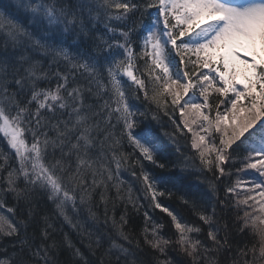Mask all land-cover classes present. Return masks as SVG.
<instances>
[{
    "label": "snow or ice",
    "instance_id": "6c2138e0",
    "mask_svg": "<svg viewBox=\"0 0 264 264\" xmlns=\"http://www.w3.org/2000/svg\"><path fill=\"white\" fill-rule=\"evenodd\" d=\"M12 8L7 16L0 12V142L10 154L0 148V171L7 170V187L0 191L27 204L28 215L16 220L14 209H8L9 215L0 213V237L17 241L12 255L0 257V264H60L64 250L70 253L69 264H146L141 239L165 257L148 264H173L167 257L169 247L189 258V264H219L210 253L222 250L232 253V264H264V226L257 224L264 225V55L257 52L259 46L264 53V0H14ZM76 41L87 42V48L81 50ZM138 60L144 61V71L137 68ZM124 76L135 86V99L143 92L165 115L179 110L180 122L173 120V132L164 136L176 143L178 135H192L190 147L196 155L177 161L182 171L206 170L216 179L230 175L225 165L233 146L246 147L239 163L244 171L254 170L259 182L238 179L226 188V197H236L232 207L237 209L239 231L251 228L256 238L251 246L233 249L227 232L219 236L220 229L211 223L215 206L212 215L204 209L197 213L208 226L212 247L194 239L202 229L183 223L158 201L154 181L142 165L152 203L171 218L175 239L161 235L162 225L149 226L147 212L140 238L126 232L124 214L116 220L115 200L125 197L122 182L115 181L122 164L129 162V154L120 151L121 141L126 138L134 152L138 150L133 165L142 158L166 167L157 159L162 137L148 127L135 131L137 112L126 94ZM53 80L55 87L50 86ZM45 82L49 86L41 87ZM118 125L119 137L114 131ZM245 183L249 186L241 190ZM209 187L216 194V184L210 182ZM111 188L116 189L115 200L108 195ZM98 190L103 224L111 220L114 234L105 238L87 231V254L67 234L57 241L47 215L42 218L41 242L27 235L37 194L55 205L58 217L83 229L88 219H99L93 211ZM191 203L196 209L199 201ZM132 207L137 208L135 202ZM82 213L83 223H73Z\"/></svg>",
    "mask_w": 264,
    "mask_h": 264
},
{
    "label": "trees",
    "instance_id": "16d2710c",
    "mask_svg": "<svg viewBox=\"0 0 264 264\" xmlns=\"http://www.w3.org/2000/svg\"><path fill=\"white\" fill-rule=\"evenodd\" d=\"M13 2L14 0H0V9L6 13L14 12L15 10L12 8ZM133 19H138V14L136 17H133ZM24 23L27 24V20H25ZM81 44L83 49L87 48V42ZM136 64L140 71H144L143 60H138ZM45 67H47V64H45ZM79 79L80 82H83V78ZM55 83V80H53L50 86L55 87ZM46 86H49L47 82L41 84V87ZM134 88L135 87L133 86H129L128 97L135 105L134 111L137 112L136 119L138 122V127L135 130L139 132L142 129L148 127L151 128L154 133H158L162 137L160 141L161 150L157 154V159L159 163L166 164V167H154V172H150L149 174L154 183H157L158 178L160 177L164 179L165 184L162 191L163 195L158 197V201L164 207H168L170 211H173L179 218H181L183 223L200 227L202 231L198 235L194 233L193 238L206 241L209 248L212 247V244L207 240L208 226L200 221L197 213L199 210L204 209L209 215H212L213 206H215V215H212L211 223L215 226V228L220 229L219 236L223 237L225 232H227L229 235V244L233 249H235L237 245L243 247L245 243L251 246L256 238L253 236L251 228L246 229L244 232L239 231L240 226L237 223V209L232 207L236 197H226V188L228 187L227 184L231 179L238 178L244 171L242 164L239 163V161L247 154L246 147L244 145H240L239 147L235 145L233 146L235 151L231 152L232 159L225 165L226 172L231 173L230 175H225L219 177V179H216L212 173L207 172L206 170L202 174L196 172L195 169L192 170V174H189L188 171H182L181 166L177 164V161L182 160L184 156L192 157L196 155L194 150H192L190 147L191 134L189 133L186 136L178 135L176 143H173V141L169 139L168 136H164L165 132H173V120H175L177 123L180 122L179 110L177 109L173 114L170 109L169 115H165L162 110L157 109L155 104L144 99L143 92L138 94L139 99H135ZM93 99L94 97L86 100V104L92 103ZM104 99H108V97L105 96ZM98 103L103 104V100L98 101ZM140 113H143L144 115L141 116L139 115ZM154 114L158 116V119H153ZM112 123H116L114 119H112ZM115 129L120 130V126L118 125ZM178 145L180 148L179 153L177 152ZM0 148H3L5 155L10 156L9 150L5 145H3L2 142H0ZM126 152L129 151H125V153ZM181 153L183 155H181ZM131 158L132 157H129V162L127 164H122L121 166L123 179H121L119 182H122L121 189L125 200H115V188L109 189L108 193V195H110L113 200H115L116 220L119 221L121 214H124L125 219L127 220V224L125 226L126 232L132 236L140 238L141 230L146 226V218L143 215V210L146 208L150 211V215H148L150 218L147 222L148 225L150 226L153 222L158 225H162L163 227L160 230L161 235H163L166 239H175V228L172 225L171 218L167 215V213H164L161 209L157 208L151 210L152 205L146 204L149 202L148 200H151V194L146 189L143 179L139 178V176H142L140 175L141 166L139 164L132 165V162L130 161ZM8 162L13 167L16 166L14 159L9 158ZM0 163H3V157H0ZM196 165L199 167L198 158L196 159ZM238 169L241 170L239 176L236 175ZM133 171L136 172V176L132 175ZM6 176L7 170L0 171V189L7 187ZM216 176H219V173H216ZM210 182L216 184V194H213L211 188L209 187ZM20 187H23L22 183L20 184ZM169 193H171V195H169ZM128 197H131V202L127 199ZM182 197L184 199H182ZM185 199H187L189 203L186 204L184 202ZM193 200L199 201L198 207L196 209H193L191 203ZM220 200H224L225 203L221 205L219 203ZM0 201L4 202V207L0 209V213L9 215L8 209H14V218L16 220H21L27 217L28 205L23 201L18 202L11 192L0 191ZM132 202L136 203L137 208L132 207ZM93 203L96 205V207L93 208V211L99 217L98 221L93 222L91 219H88L87 223L85 224L89 225V228H87L84 224L83 229H74L70 224L65 222L62 217H58L56 215L54 204L48 201L44 196L37 194L33 200V208L36 215L35 218L30 222L27 235L30 238H33L36 243H40V231L43 227L42 218L47 215L51 218L50 222L55 225L56 232L54 233V238L57 241L62 240L64 235L67 234L68 238L71 239L75 246L79 247L87 254V245L89 243L87 231L90 230L94 233L98 232L100 234H104L105 238H107L109 233L114 234V228L112 226L111 220H109L107 225L103 224L105 219L104 205L100 203L99 190L95 195ZM140 203H144L145 205L139 206ZM126 204L127 209L125 208ZM108 208L109 216L111 217V201L108 204ZM69 215L71 216L72 213L69 212ZM140 215H142L144 218ZM85 216L86 214L82 213L80 217H74L73 223H75L77 219L83 222ZM74 219L76 220L74 221ZM261 219H264V217H261ZM225 224H227V229L224 227ZM257 224L258 226H264L259 225V221H257ZM81 231L84 232L83 236L79 234ZM14 243H17L15 237H0V257H3L5 254L11 256L13 252L12 246ZM141 246L143 248L142 257L146 264H148L149 261H154L155 259H165V257L159 256L158 253H153L151 249L144 246L142 239ZM104 247H107V243H105ZM101 251H103V249H101ZM210 256L218 261L219 264H232V253H226L222 250L219 253H210ZM167 257L173 261V264H189V258L180 253L178 249L169 247L167 249ZM91 258L95 259V257ZM59 261L60 264H69L70 253L68 250H64L60 254Z\"/></svg>",
    "mask_w": 264,
    "mask_h": 264
},
{
    "label": "rangeland",
    "instance_id": "374dc122",
    "mask_svg": "<svg viewBox=\"0 0 264 264\" xmlns=\"http://www.w3.org/2000/svg\"><path fill=\"white\" fill-rule=\"evenodd\" d=\"M154 13H155V11H154ZM153 13V14H154ZM81 48V50H84L83 48H82V46L80 47ZM257 52L260 54V55H264V53H261L260 52V49H259V46L257 47ZM123 80L124 81H127V83L125 84V88H126V94H127V96H128V88H129V86H133V87H135L133 84H132V82L130 81V80H128V78L126 77V76H124L123 77ZM113 107H115V105H113ZM134 110V109H133ZM250 179H257L256 178V173H255V171L254 170H252V171H250ZM119 176H121V174H119ZM257 182H259V180L257 181ZM249 185H247L246 183L245 184H242V187L243 188H245V187H248Z\"/></svg>",
    "mask_w": 264,
    "mask_h": 264
},
{
    "label": "bare ground",
    "instance_id": "6f19581e",
    "mask_svg": "<svg viewBox=\"0 0 264 264\" xmlns=\"http://www.w3.org/2000/svg\"><path fill=\"white\" fill-rule=\"evenodd\" d=\"M195 127V126H194ZM117 135V134H116ZM118 136V135H117ZM191 136V139H192V135H190ZM123 146V144L121 143V146L120 147H122ZM121 151V150H120ZM121 152H123V153H125L124 151H121ZM125 154H127V153H125ZM139 156V155H138ZM129 157H131L130 155H129ZM131 162L132 161H134V160H132V158H131V160H130ZM132 164V163H131ZM133 165V164H132ZM161 190H163V187H161ZM146 204H151L152 206H151V210H153V209H155V206H154V204L152 203V201H149V202H147ZM140 205H145L144 203H140L139 204V206ZM145 212H147L148 213V215H150V211L149 210H147L146 208H145V210H143V215H144V213ZM141 217H143L142 215H140ZM144 218V217H143ZM76 219H74V221H75ZM146 220V219H145ZM77 221V220H76ZM144 222V221H143ZM83 223V222H82ZM85 226L87 227V228H89V225H87V224H85ZM142 231V230H141Z\"/></svg>",
    "mask_w": 264,
    "mask_h": 264
}]
</instances>
